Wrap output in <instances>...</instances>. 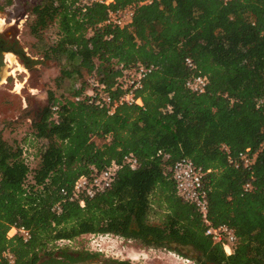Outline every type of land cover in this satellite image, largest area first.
Here are the masks:
<instances>
[{"label": "trees", "instance_id": "trees-1", "mask_svg": "<svg viewBox=\"0 0 264 264\" xmlns=\"http://www.w3.org/2000/svg\"><path fill=\"white\" fill-rule=\"evenodd\" d=\"M130 4L135 15L124 27L106 25L107 7L100 3L84 8L79 0H42L32 7L30 33L44 53L27 57L29 67L64 62L57 79L69 78L71 87L59 96L49 90L35 113V166L0 131V264H94L95 252L55 249L87 234L136 239L198 264H264V0H115L112 8ZM52 25L57 37L49 42L44 30ZM138 64L155 67L138 92L143 105L121 104L109 113L90 92L102 87L119 96L118 78ZM198 73L209 79L203 93L186 87ZM223 145L233 155L258 151L254 165L229 163ZM129 153L138 166L123 164L112 186L85 198L84 206L62 194L80 176L113 160L121 164ZM181 157L211 170L204 177L210 218L234 228L231 255L177 194L171 167ZM248 182L253 189L245 191ZM14 224L26 226L31 238H8Z\"/></svg>", "mask_w": 264, "mask_h": 264}, {"label": "rangeland", "instance_id": "rangeland-1", "mask_svg": "<svg viewBox=\"0 0 264 264\" xmlns=\"http://www.w3.org/2000/svg\"><path fill=\"white\" fill-rule=\"evenodd\" d=\"M41 1L10 0L8 3V9L13 19L15 18L14 21L20 16L21 27L15 30L19 31L22 46L32 59L42 58L44 53V47L39 44L29 29V24L33 19L31 9ZM57 31V25L47 27L44 30L45 39L53 42L56 40ZM17 61L21 67L14 63L8 68L9 72L12 70L14 72H4L0 77V131L11 143L21 144L25 149L24 155L28 157L30 164L35 166L38 162L36 154H38L39 144L33 141L31 135L32 120L35 113L47 103V92L55 90L57 96L61 93H68L71 80L65 78L59 82L57 79L64 62L48 60L28 68L20 60L17 59ZM17 83L22 85L18 91L16 90ZM157 210L161 212L162 208L157 207ZM152 220L159 221L160 215H154ZM55 249L95 252L98 255L94 264H101L106 260H128L133 264H198L193 258L178 255L164 248L148 247L139 240L128 239L116 234H87L73 240L65 239L57 242Z\"/></svg>", "mask_w": 264, "mask_h": 264}, {"label": "built area", "instance_id": "built-area-1", "mask_svg": "<svg viewBox=\"0 0 264 264\" xmlns=\"http://www.w3.org/2000/svg\"><path fill=\"white\" fill-rule=\"evenodd\" d=\"M153 0H146L151 3ZM228 3L232 0H222ZM94 3H100L107 7V16L105 19L106 25L124 27L131 24L135 15L136 6L130 4L124 8L114 9L112 5L115 0H79V4L86 8ZM186 64L190 69H195L196 65L191 58H186ZM155 70L154 65L138 64L136 67L129 69L123 76L118 78V87L122 90L121 94L113 97L105 91L99 89V94L91 91V95L96 97L99 95V100L108 109L109 113H113L117 106L121 104H137L142 106L143 100L138 95L139 90L143 87V81L148 74ZM209 83V79L198 73L193 74L187 81L186 87L195 93L205 92ZM54 109H57L55 107ZM264 148V144L260 150ZM223 149L228 155L229 163L236 167L243 166L251 169L256 161L257 152H253L250 147L240 151L237 155H233L230 149L223 145ZM123 164L129 165L131 168L138 166V158L133 154H127L123 162L120 164L112 161L108 166L98 172L90 175L80 176L74 183L72 190L68 191L62 189V194L70 201H78L81 206L85 205V198H92L109 189L114 183L119 169ZM211 170H204L197 166L192 159L188 157H181L171 167L172 178L175 183L177 194L186 202L193 204L198 211L201 220L205 226V234L209 236L214 242L222 245L225 253L231 255L234 252V246L237 242V235L233 227L228 224H213L210 218V204L208 193L204 185V177L207 172ZM253 189V185L248 182L244 185L245 191ZM54 209L58 212L62 210L61 204L57 203ZM15 235H20L25 241L31 238V231L24 225L14 224L7 231V237L12 238ZM101 251V248H100ZM4 256L10 262H14L15 257L10 251H5Z\"/></svg>", "mask_w": 264, "mask_h": 264}, {"label": "flooded vegetation", "instance_id": "flooded-vegetation-1", "mask_svg": "<svg viewBox=\"0 0 264 264\" xmlns=\"http://www.w3.org/2000/svg\"><path fill=\"white\" fill-rule=\"evenodd\" d=\"M9 1L3 0L0 2V77L4 72L10 73L8 70L12 66L8 58L10 54L14 55L25 66L30 68L29 61L26 59L30 57V54L22 46L23 42L19 31L15 30L21 27V19L18 16L17 20L14 21L15 18L13 19V15L8 9ZM26 16L29 17V15Z\"/></svg>", "mask_w": 264, "mask_h": 264}, {"label": "bare ground", "instance_id": "bare-ground-1", "mask_svg": "<svg viewBox=\"0 0 264 264\" xmlns=\"http://www.w3.org/2000/svg\"><path fill=\"white\" fill-rule=\"evenodd\" d=\"M8 58H9V60H10V64H11V65L14 64V63L18 64V61H17V59L15 58L14 55L10 54V55L8 56ZM18 66H20V65L18 64ZM20 67H21V66H20ZM13 72H14V70H12L10 73H13ZM3 81H4V79H3ZM21 87H22V85H21L20 83H17V84H16V90H17V91L20 90Z\"/></svg>", "mask_w": 264, "mask_h": 264}]
</instances>
